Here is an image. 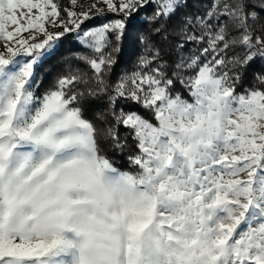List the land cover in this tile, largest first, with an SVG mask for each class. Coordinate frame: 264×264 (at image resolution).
Wrapping results in <instances>:
<instances>
[{
  "label": "snow or ice",
  "instance_id": "6c2138e0",
  "mask_svg": "<svg viewBox=\"0 0 264 264\" xmlns=\"http://www.w3.org/2000/svg\"><path fill=\"white\" fill-rule=\"evenodd\" d=\"M97 3L123 18L83 29L95 3L0 0V264H264V68L244 85L264 61V0L185 15L171 63L141 35L135 69L114 83L127 21L153 4L148 20L167 22L187 0ZM73 33L88 51L66 61L86 70L69 64L38 95L36 67ZM101 94L104 128L85 115ZM119 127L127 170L101 146L123 153Z\"/></svg>",
  "mask_w": 264,
  "mask_h": 264
},
{
  "label": "trees",
  "instance_id": "16d2710c",
  "mask_svg": "<svg viewBox=\"0 0 264 264\" xmlns=\"http://www.w3.org/2000/svg\"><path fill=\"white\" fill-rule=\"evenodd\" d=\"M60 5H63L64 0H58ZM208 0H187V4L177 10L176 14L172 16L167 22L161 19L159 22L153 23L148 20L156 8L153 4H149L146 8L142 9L139 13L134 14L127 21V28L124 34L123 41L121 43V51L116 54L117 63L113 67L111 73L106 77L110 83H114L121 74L124 72H131L135 69V64L137 57L142 54L143 45L140 43V36H148L150 41L154 43L157 47L161 49L162 56L164 60L171 63L172 59L175 58L174 46L178 42L179 37L175 33L174 28L180 22V20L185 15H195L202 13L204 11V4ZM65 5V4H64ZM66 6V5H65ZM64 7V6H63ZM64 14L62 13V16ZM108 17H115L117 19H122L121 15L110 13L106 15ZM264 16V14H262ZM103 18L93 16V18L83 24V27H88L92 25L101 24ZM165 24V30L156 34L153 32L155 27H159L160 24ZM167 36V39L164 37ZM193 47L189 45L188 48ZM88 50L80 44L76 39L75 34H66L61 38L59 42V47L57 48L55 54L42 63H40L36 69V79L41 81L37 94H41L49 85L55 80V78L66 72L69 64L73 68H80L82 71L86 70L85 65L82 62L75 60L66 61L67 57H70L73 53H86ZM188 49H185L187 52ZM264 68V61L256 59L247 69L244 79V85L250 84L252 81V75L254 72L260 71ZM170 72V69H169ZM91 73H89L90 75ZM179 89V85H177ZM81 90H84V86H80ZM239 90V89H238ZM186 95V94H185ZM117 111L123 108L125 111L137 110L140 111L139 106L131 102L124 100H118L115 105ZM108 108V95L101 94L96 97H87V102L85 104V115L89 119H93L98 128H104L107 125L104 122L95 120L94 116L96 113H104ZM115 122L108 117V124H114ZM121 139L124 140L127 137V129L124 127H119L117 129ZM102 147L107 151L108 156L115 162V165L121 169H128L127 157L133 153V144L130 137H127V147L121 153L120 150L111 151L106 143L102 142Z\"/></svg>",
  "mask_w": 264,
  "mask_h": 264
},
{
  "label": "rangeland",
  "instance_id": "374dc122",
  "mask_svg": "<svg viewBox=\"0 0 264 264\" xmlns=\"http://www.w3.org/2000/svg\"><path fill=\"white\" fill-rule=\"evenodd\" d=\"M65 2H63V5H62V7L64 6V7H68V6H70L69 4H68V0H64ZM96 4L97 6H96V8H92L91 9V15H92V17L93 16H96V17H101V18H103L102 20V22H101V24L102 23H105V22H108V21H110V20H113V19H117V18H115V17H108V18H106L107 16V14H110V12H107V8H106V5H104V4H100V3H97V0H79V4H78V6L76 7V11L77 12H80V11H84V10H88L89 9V7H90V5H92V4ZM66 6H65V5ZM82 6V7H81ZM104 9V11H105V15H103V16H101V15H99L98 13H97V9ZM98 25H100V24H98ZM98 25H92V26H88V27H83V29H89V28H92V27H95V26H98ZM49 31H51V32H58V31H63V29H61V28H52L51 26H49ZM43 39V36H39V38H38V40L36 41V42H39L40 40H42ZM0 51H3V47L2 46H0Z\"/></svg>",
  "mask_w": 264,
  "mask_h": 264
}]
</instances>
